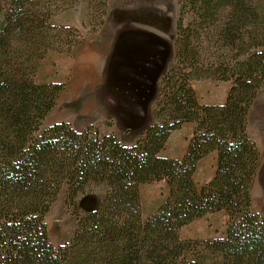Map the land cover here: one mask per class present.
<instances>
[{"label":"trees","instance_id":"obj_1","mask_svg":"<svg viewBox=\"0 0 264 264\" xmlns=\"http://www.w3.org/2000/svg\"><path fill=\"white\" fill-rule=\"evenodd\" d=\"M83 1L97 31L108 0H0V264H264V215L251 195L262 155L248 132L264 89L263 1L181 2L173 65L158 82L152 122L130 145L93 124L41 128L65 86L38 82L40 63L50 50L73 56L84 41L78 27L51 17ZM202 79L231 82L222 103L199 101L192 81ZM187 122L184 155H162ZM213 151L215 172L198 185V161ZM161 180L168 194L142 219L140 185ZM63 185L76 226L55 246L45 217ZM93 185L105 195L85 210L77 197ZM221 210L224 236H180Z\"/></svg>","mask_w":264,"mask_h":264},{"label":"rangeland","instance_id":"obj_2","mask_svg":"<svg viewBox=\"0 0 264 264\" xmlns=\"http://www.w3.org/2000/svg\"><path fill=\"white\" fill-rule=\"evenodd\" d=\"M145 1V4L147 5L146 7L150 8L147 12L152 11V13L156 16V18L152 20V24L162 27L161 30L163 31V35L161 36L164 39L165 51V57H163L162 65L156 69L154 73L149 75L148 81L142 85H140V83H136L134 86L132 83L131 71H126L125 67H123L120 71L119 69L121 67L117 66L115 71L119 70V72L117 71L115 72L116 74L113 75L111 64L108 63V61L102 60L99 64L100 74L98 73L96 77H88L93 78L92 83H89L88 78L87 81L86 79L76 80L74 83L76 87H73L71 86V80L73 81V74L71 71L63 77L62 81H58L61 80L62 73L59 72L56 58L59 59L61 68L66 66V63L63 61L64 57L57 51H48L40 63V67L37 72V81L63 82L65 87L60 93L56 105L45 117L41 128L62 120L70 122L71 125L78 130H83L88 125L93 124L100 130L101 133L112 132L121 140L117 130L114 129L115 117H118L120 125L124 128L125 121L118 113V110L124 108L125 105L128 104L130 101L129 98L134 96L136 89H140L141 86L146 88L148 87V104L144 106V108L141 107L142 110L137 117V123L134 129H143L152 122L151 109L157 96L158 82L165 71L173 65V43L176 34L178 13L181 2L185 0ZM262 1L264 3V0ZM139 14H142V12H139ZM106 16L107 13L104 18L105 21ZM134 19L137 21L135 16ZM51 22L55 24H67L78 27L84 35V41L104 25L103 24L97 31H93L91 29L89 8L87 2L84 1L80 2L76 6L56 13L51 17ZM131 33L136 38L144 36L138 25H131ZM78 47L76 48L74 55L71 57L76 55ZM230 84V81H214L212 79L192 81V86L200 95L199 98L203 103H221V98L225 97ZM207 88H211L213 92L211 97L206 96ZM263 91L264 89L260 92ZM89 104L96 105V107H99L100 105L102 111L105 113L104 117L97 115L98 111L95 108L88 110L86 113L83 112L84 109L88 108ZM193 128L194 124L187 122L180 128L174 130L161 152L162 155L175 158L182 157L186 151L187 143L191 137ZM142 129H140L139 132ZM210 159L211 157L209 156L206 160V165ZM197 180L203 179L198 177ZM263 189L264 174L261 172L253 185V208L264 215ZM66 190L67 186L63 185L57 199L51 205L50 210L45 217L50 241L55 246L70 240L76 226V218L66 204ZM167 194L168 186L165 181L142 184L140 186V196L143 207L142 219L147 218L148 214L158 206ZM104 195L105 187L103 185H93L84 193H80L77 197V201L81 208L91 210L100 203ZM226 224L227 215L225 211L221 210L208 213L202 218L194 220L183 226L180 229V236L182 238L200 239L222 237L226 231Z\"/></svg>","mask_w":264,"mask_h":264},{"label":"crops","instance_id":"obj_3","mask_svg":"<svg viewBox=\"0 0 264 264\" xmlns=\"http://www.w3.org/2000/svg\"><path fill=\"white\" fill-rule=\"evenodd\" d=\"M145 3V0H108V12L104 25L97 32L86 38L78 47L74 57L61 53V56L64 57L63 61L66 63L65 67L60 68L59 59L56 58L59 72L62 73V75L60 74L62 78L58 81H62L63 77L71 71L73 74L71 86L76 87L74 84L76 80L87 79L90 76L96 77L98 73L100 74L99 64L102 60L111 64L113 75L116 74L115 72L121 71L123 67H125L126 71H131L134 86L136 83L142 85L148 81L149 75L162 65L165 51L164 39L161 36L163 35L162 27L152 24V20L156 16L152 11L147 12L150 8L146 7ZM139 12H142V14H139ZM134 16L137 21H135ZM131 25H138L144 36L141 38L134 37L131 33ZM117 66L121 68L115 71ZM37 76L38 73L36 74V80L38 79ZM88 79L89 83H92L93 78ZM147 90L148 87L144 86L136 89L134 96L129 98L128 104L118 110V113L125 121L124 128L120 125L118 117H115L114 129L117 130L121 141L126 145L133 144L137 133L142 129H134V127L142 110L141 107L144 108L148 104ZM206 92L207 95H205L211 97L213 93L211 88H207ZM196 94L199 101L202 102L199 98L200 95L197 92ZM225 97L221 98V103L225 100ZM92 108L98 111L97 115L104 117L105 113L100 105L96 107V105L89 104L88 108L84 109L83 112L86 113ZM248 132L257 143L262 155V163L256 177L258 178L261 172L264 174V91L258 94L249 110ZM209 156L211 159L206 165V160ZM215 163V151L198 161L194 173V180L198 185L206 183L212 178L215 172ZM197 176L203 180H197ZM251 195L253 205V192H251Z\"/></svg>","mask_w":264,"mask_h":264},{"label":"bare ground","instance_id":"obj_4","mask_svg":"<svg viewBox=\"0 0 264 264\" xmlns=\"http://www.w3.org/2000/svg\"><path fill=\"white\" fill-rule=\"evenodd\" d=\"M86 81H87V79H86ZM89 81V80H88ZM78 83H79V81H78Z\"/></svg>","mask_w":264,"mask_h":264}]
</instances>
